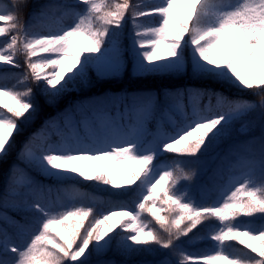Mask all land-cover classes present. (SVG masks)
Returning <instances> with one entry per match:
<instances>
[{"label":"snow or ice","instance_id":"6c2138e0","mask_svg":"<svg viewBox=\"0 0 264 264\" xmlns=\"http://www.w3.org/2000/svg\"><path fill=\"white\" fill-rule=\"evenodd\" d=\"M27 4L28 0L0 2V64L20 67L16 57L23 54L27 65L17 78L23 91L15 85L0 86V158L11 149L20 123L36 111L29 78L49 103H55L74 86L87 85L90 71L98 79L119 76L129 52L120 33L129 19L135 74L190 75L237 92L251 91L259 101L212 87L164 89L131 94V104L123 111L115 105V115L98 101L90 114L76 109L79 120L72 110H65L46 121L25 142L18 159L58 183L34 184L23 169L10 171L0 207L18 206L20 201L14 198L23 197L24 209L35 215L22 225L0 212V220L15 225L21 236L20 243H14L7 229H0L3 252L15 254L0 258V264H93L91 257L106 255L113 244L122 255L152 252L155 245L176 252L175 264H196L178 242L213 220L216 227L204 238L214 242L215 254H198L199 264H264V172L255 176V161L242 159L249 170L232 178L215 202H197L190 192L200 157L229 137L235 123L243 121L238 131L247 133L250 122L245 118L250 113L258 110L264 118V0H157L147 9L142 0H76L80 10L64 13L72 23L47 32L33 30L46 16L47 6L34 9L25 19ZM141 18L147 20L142 23ZM161 45L166 55L161 54ZM65 60L71 61L67 69ZM150 121H155V131L149 130ZM168 154H173L171 159ZM189 157L193 159H185ZM259 166L264 169V155ZM77 177L124 193L135 186L139 199L134 208L100 213L91 205L65 207L61 192L72 201L87 195L60 186ZM28 196L33 197L31 202ZM165 211L167 215H161ZM145 213L167 236L150 226ZM232 242L250 251L236 256L227 251ZM95 264L115 262L97 259Z\"/></svg>","mask_w":264,"mask_h":264},{"label":"rangeland","instance_id":"374dc122","mask_svg":"<svg viewBox=\"0 0 264 264\" xmlns=\"http://www.w3.org/2000/svg\"><path fill=\"white\" fill-rule=\"evenodd\" d=\"M64 27H66V26H64ZM33 30L38 31V32H45L40 28H38V29L34 28ZM132 35H133V29H132V27H129L127 37H126V42L122 43V45L125 48L129 49V52L127 53V67L122 72H125L128 70L129 73L133 74L134 76H145V75L150 76V75L161 74V73L144 74V75L135 74V72L133 70V56H132L131 51H130ZM160 52H161V54L166 55V51H165L163 45H161ZM70 63H71V61L65 60L63 62V68L67 69V67L70 65ZM88 75H89V77L94 76L95 75L94 70L92 72L90 71L88 73ZM168 75H170V74H168ZM3 77L4 78L6 77L5 74ZM186 78H188V77H186ZM143 86H145V85L143 84ZM74 87L71 89H74ZM184 88H189V86L185 85ZM139 89H141V87L135 88V90H139ZM178 89H182V88L178 87ZM69 91H67V92H69ZM67 92H65L63 95H65ZM238 93L240 95H242L243 97L245 96V94L252 95L251 91L238 92ZM63 95H61L57 100L59 101V99H61ZM120 96H122L121 99L123 100L124 94H122ZM252 96L259 99L258 96H255V95H252ZM161 97H160V102H161ZM109 98L111 99V97H109ZM245 98L249 99L250 101H255L252 99V97H245ZM100 99H102L103 102L105 101V103L108 104V105H106V110L109 111V113L111 115H115V111L110 110L108 108L109 103L111 104V100L110 99L106 100V98H100ZM74 102L76 103L79 101H74ZM74 102H73V104H74ZM203 103H207V100L203 101ZM73 104L71 103L67 107L66 110H72L73 114L75 115V118L77 120H79L81 118V116H80V113L76 111V109L80 108L82 111L83 107L77 106V105L75 106ZM93 104H96V103L93 101ZM73 107H75V108H73ZM254 113L257 116L258 113H260V112L257 110L255 112L250 113L246 117L247 121L250 122L249 123V131L247 133H244L243 136H240V138H241L240 140L238 139L237 141L233 142L231 144V146H229V147L220 148V150L218 152H216L215 154H213L211 157H209V155H207V154H203L200 157V163L198 165H196V168H203L204 169V171L206 172V175H207L208 182L201 183L198 186L197 191L193 188L192 185H190V192H191L192 196L196 199L197 202L205 203V204L211 203L209 195H210L212 190H215L218 192V194L216 195V198L212 202L217 201V199L219 197V193L224 188L228 187L229 184H231L233 182L232 178L237 177L242 172H247L249 170L247 167L242 166V159L253 160L256 162L255 165H253L252 167L254 168V174L257 178H259L261 176L262 172H264V169H261V167L259 166V161L262 159V155H264V152H262V143H264V140L261 139L262 136H264V132H261L260 128H259L260 116H257V118H256ZM53 119H54V117L46 118L44 120L39 119L35 124L36 129L30 133L29 137H32L33 134L39 133L44 128L45 122L53 120ZM61 123H62V121H61ZM148 128L150 131H155V129H156L155 121H150L148 124ZM165 130H168L167 127L165 128ZM83 133H84L83 129L81 128V134L83 135ZM253 138H255L254 142H252L250 144H245L246 141H251V140H253ZM51 139L56 140L57 137L52 136ZM20 165L21 164L16 163V168L22 169ZM77 166L79 167L80 165L78 164ZM236 167H239L240 169L235 170ZM126 171H130V169H128ZM39 184H42V183H39ZM42 185L47 186V185H53V184H47L46 183V184H42ZM69 185L70 186H62V187L69 188V189L75 188V189H78L80 192H82V190L80 189L81 187L76 185L75 182L71 183ZM183 187H181V188H183ZM64 197H65V200H60V202L65 207H68V206L75 204L76 200H78L80 198V197H77L75 199V201H72V200H69V198L67 196H64ZM21 224L23 225L25 223L21 222ZM215 227H216V223H214L209 228H207V233H208V231H210L211 229H214ZM191 239H192V241H198V242L205 241V240H203L201 234L197 237H191V234H189V237H182L181 238V241L178 242V248L182 249L186 253H189L190 247H189L188 241H190ZM207 248H208V246L204 245L203 249L205 250ZM12 257H14V256H12ZM11 258H8V259H11ZM152 263H154V262L152 261L151 264ZM138 264H145V263L139 262ZM170 264H175V262L170 260Z\"/></svg>","mask_w":264,"mask_h":264},{"label":"trees","instance_id":"16d2710c","mask_svg":"<svg viewBox=\"0 0 264 264\" xmlns=\"http://www.w3.org/2000/svg\"><path fill=\"white\" fill-rule=\"evenodd\" d=\"M40 0H28V4L27 7L24 9V18L27 16L26 13H31L34 9H39L40 8V4H39ZM55 2H57L58 4L64 6L63 10L66 9L67 7L70 8L71 4L75 3L76 0H53ZM117 2H119V0H117ZM137 2V0H130V3H135ZM157 0H142L143 6L147 9L150 8L154 3H156ZM29 10V11H28ZM68 12V11H67ZM26 14V15H25ZM63 20H68L69 19V15H64L62 16ZM147 20V18H141V22H145ZM122 33H120L121 35ZM18 63L21 60H25V56L23 54H18L16 57ZM20 64V63H19ZM1 66H9L12 67L11 65H3L0 64ZM14 68V67H12ZM16 68H20V67H16ZM123 76V75H122ZM159 78H167V77H171V75L168 74H161L160 76H158ZM156 78V76L154 77ZM174 78V77H172ZM36 83V82H35ZM98 84L100 85H109L110 82L109 81H98ZM8 85L11 86V88L15 85L16 86V81L15 82H10ZM17 87V86H16ZM33 92L36 94L37 98H38V102L41 105V107H45V98L43 96V94L40 92V86L37 85V83L34 85V87H32ZM17 90L23 91L24 90V86L21 87H17ZM39 110L37 109L36 111V115L37 116H41L45 113V111L43 112V110ZM27 121V120H26ZM24 123V121H22L20 123V126H22V124ZM229 137H226L220 141H218L216 144L212 145H218L219 143L228 140ZM22 140V136H21V131L18 134L14 135L13 138V143H12V147L9 150V152L7 153L6 156H4L3 158H0V194H2L6 188V185L8 183V178H9V173L11 171V163L14 160L15 156H16V151L17 148L20 146V142ZM30 171L38 176H42L41 174H39L36 170H34L33 168L29 167ZM79 179L80 182H82L83 184H85L86 186H95L99 189L102 188V186H104L103 184H98L97 182L94 181H84L82 178H76ZM108 187V186H107ZM111 188V186H110ZM113 189V188H111ZM115 191V193H113L112 196H110L111 198H109V201L106 202H101L99 201L98 203H93V202H83L81 204L84 205H91L94 207V210L96 213H100V212H108L109 210H121L122 207H126V208H134L135 207V201L139 199V190L135 188V186H133L132 191H130L129 193H124L123 190H117V189H113ZM120 193L119 195H116L117 193ZM108 200V199H107ZM80 205V204H79ZM167 205H164V208L167 209ZM22 212H27V215L24 216V213ZM16 214L19 215L22 218H27L30 214L31 217L33 218L35 213L34 211L31 210H25L23 203L20 202L18 204V206H16ZM161 215H167V212H161ZM145 218L149 221H151L150 226L155 228L157 231H159L161 233V235L167 236V233L163 232V230L160 228V226L155 222V220L147 213L144 214ZM30 217V218H31ZM87 223V221L85 222ZM233 245L236 247V249H240L241 250H248L246 249L243 245H239L238 242H232ZM256 244H258L259 242L256 241L254 242ZM157 251H161V248H159V246H153V251L152 252H139V253H132L130 255H122L118 250H116V246L115 244H113L112 250L108 251L106 255H101V256H96L93 255L91 257V260L94 261L95 259H101V258H109V259H113L116 260L118 262H126V257L128 256H134V255H150V254H154L157 253ZM240 251L239 252H235V251H231L234 255L238 256L240 255ZM212 254H215L214 252H211ZM193 261H196V263H199V257H192ZM217 264H223L222 261H218Z\"/></svg>","mask_w":264,"mask_h":264}]
</instances>
